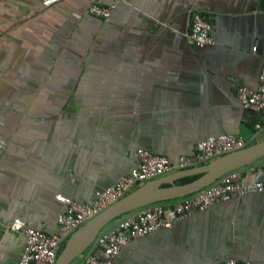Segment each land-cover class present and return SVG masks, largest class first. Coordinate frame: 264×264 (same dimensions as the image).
<instances>
[{"label": "crops", "instance_id": "0c3cea01", "mask_svg": "<svg viewBox=\"0 0 264 264\" xmlns=\"http://www.w3.org/2000/svg\"><path fill=\"white\" fill-rule=\"evenodd\" d=\"M88 1L0 0V264H18L24 249L13 219L56 231L55 196L92 201L137 167L138 148L175 160L210 135L264 138L260 113L236 94L258 83L264 0H101L115 5L109 19L89 14ZM194 10L210 21L213 44L187 39ZM263 161L241 167L246 183L264 175ZM178 197L161 200L166 213ZM231 258L264 264L262 192L131 239L116 262Z\"/></svg>", "mask_w": 264, "mask_h": 264}, {"label": "built area", "instance_id": "2783aa9c", "mask_svg": "<svg viewBox=\"0 0 264 264\" xmlns=\"http://www.w3.org/2000/svg\"><path fill=\"white\" fill-rule=\"evenodd\" d=\"M114 6L113 3L108 4L101 0H89L86 9L93 16L109 19ZM185 34L196 46L214 43L210 21L197 10L190 12L189 26ZM252 49L256 50V47L253 46ZM261 57L262 64L256 88L241 85L237 88L236 94L240 105L260 113L261 122L264 123V49ZM255 127L260 128L261 124L256 123ZM245 146L246 142L240 135L224 133L200 139L193 153L178 156L175 160L155 154L146 148H138L137 167L121 175L107 187L96 191L92 201L83 202L61 194L55 196L63 204L56 217V231L46 232L25 225L19 218L13 219L9 228L21 232L25 237L24 249L18 264H55L64 242L74 230L139 184L173 171L207 163ZM262 167L264 169V161ZM250 190L264 193V175L246 183L239 167L225 172L203 187L174 199L168 206L169 213H166V206L161 201L129 210L97 233L83 252L80 264H117L116 257L129 240L158 228L169 227L190 212L205 210L219 201L240 196ZM218 264L251 263L231 258Z\"/></svg>", "mask_w": 264, "mask_h": 264}, {"label": "water", "instance_id": "95a60500", "mask_svg": "<svg viewBox=\"0 0 264 264\" xmlns=\"http://www.w3.org/2000/svg\"><path fill=\"white\" fill-rule=\"evenodd\" d=\"M261 157H264V138L207 163L145 181L74 230L64 242L55 264H69L72 259L85 251L104 226L123 213L148 203L194 191L211 183L225 172L247 165ZM191 174L198 176L187 182H175L176 178ZM164 183L167 184L162 185Z\"/></svg>", "mask_w": 264, "mask_h": 264}, {"label": "trees", "instance_id": "16d2710c", "mask_svg": "<svg viewBox=\"0 0 264 264\" xmlns=\"http://www.w3.org/2000/svg\"><path fill=\"white\" fill-rule=\"evenodd\" d=\"M197 175H192V176H190V177H186L185 179L186 180H190V179H192V178H194V177H196ZM185 182V181H184Z\"/></svg>", "mask_w": 264, "mask_h": 264}]
</instances>
